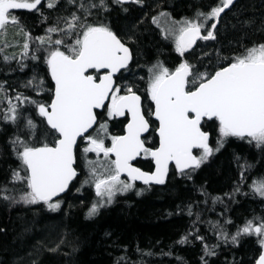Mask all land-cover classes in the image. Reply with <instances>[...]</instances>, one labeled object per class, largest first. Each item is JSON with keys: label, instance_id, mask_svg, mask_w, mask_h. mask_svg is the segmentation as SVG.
<instances>
[{"label": "snow or ice", "instance_id": "6c2138e0", "mask_svg": "<svg viewBox=\"0 0 264 264\" xmlns=\"http://www.w3.org/2000/svg\"><path fill=\"white\" fill-rule=\"evenodd\" d=\"M114 9L130 22L114 27ZM235 10L236 0H208L192 17L175 19L159 0L155 8L148 0H0V33L9 26L23 33L18 67L33 64L31 78L19 86L24 91L0 81V124L11 128L7 147L19 162L0 183V202L56 213L73 189L94 186L98 199L86 213L92 219L137 181L146 186L140 195L178 177L192 181L200 199L176 206V214L195 219L174 243L198 241L199 264H212L222 244L238 247L242 237L254 238L245 264H264V215L253 214L242 226L227 215L237 197L264 204V173L255 174V165L233 152L237 177L229 191L214 196L194 179L237 141L264 155V32L259 40L245 32L226 42L228 14ZM49 11L57 13L51 23ZM20 13L38 15L48 25L44 35L33 36ZM149 29L177 54L170 65L143 60ZM8 46L0 45V53ZM15 59V53L3 55L6 63ZM41 65L43 73L36 71ZM116 124L123 126L120 134L110 130ZM218 203L224 208L219 218L203 219ZM201 224L211 236L200 232ZM161 255L171 257V246ZM176 260L184 264L183 257ZM20 264L36 261L21 257ZM115 264L146 262L119 256Z\"/></svg>", "mask_w": 264, "mask_h": 264}, {"label": "trees", "instance_id": "16d2710c", "mask_svg": "<svg viewBox=\"0 0 264 264\" xmlns=\"http://www.w3.org/2000/svg\"><path fill=\"white\" fill-rule=\"evenodd\" d=\"M159 2L164 3L165 8L175 15L192 17L196 8L207 4L208 0ZM148 3L155 8L157 0H148ZM20 14L33 36L44 35V29L48 25L42 23L38 15ZM48 15V23H51L57 13L49 11ZM134 15L139 16L140 13L135 12ZM237 17L252 23L239 25ZM227 19L230 23L226 25V42L239 38L245 32L248 38L259 40L264 32V1L236 0V10L234 13L230 12ZM109 20L114 27H122L130 22L124 13H118L115 9ZM232 24L237 25L236 29L231 28ZM14 31L19 32L17 28L9 26L0 34V45H9L4 53H0V81L6 80L9 84L19 87L31 78L33 64L32 61H27L28 67L23 71L19 69L17 61L22 51L20 45L23 43V33L19 32L18 38L10 39L7 32L11 35ZM203 43L206 42L199 41L197 45ZM141 51L143 60L155 61L158 58L169 65L177 56L151 29L145 31L142 37ZM192 51H197V48ZM13 53L16 54V59L6 63L3 55ZM199 54L197 51V55ZM43 70V65L36 69L40 73H43ZM19 90L24 91L22 87H19ZM0 129V183H3L9 177L10 170L16 168L19 162L7 147L11 128L0 124ZM233 152L246 156L249 162L255 165V174L264 173V155L237 141L202 167L194 178L196 186L205 185L207 191L214 196L229 191L237 177L235 166L231 162ZM143 167L147 169L146 161ZM145 187L136 183L133 190L118 195L111 205L103 208L100 214L92 219L86 217L89 206L95 202L96 193L92 186L85 187L82 192L73 189L71 194L65 197L66 204L61 212L56 213L40 211L36 206H8L0 202V264H20L21 257L25 261L35 260L36 264H115L119 256H127L131 262L143 259L146 264H178L177 255L183 257L184 264H199L201 251L198 241L186 245L174 243L195 219L183 213L176 214L177 205L200 199L193 189V182L170 177L166 185H154L150 190L137 195V191ZM237 200L238 203L232 204L227 211L234 224L242 226L243 221L250 219L253 214L264 215V204L258 198L254 200L251 197H237ZM223 211V206L218 203L215 212L205 211L203 219L214 221ZM198 227L202 234L212 235L207 231L206 225L201 224ZM235 230V227L229 225L230 233ZM253 239L242 237L238 247L230 243L222 244L218 256L212 258V264H232L234 258L237 264H245L250 256ZM137 246L144 251L153 252L154 255L141 256L136 251ZM170 246L173 255H161V250L167 252ZM37 248L39 251H36ZM29 253L32 255L29 256Z\"/></svg>", "mask_w": 264, "mask_h": 264}, {"label": "flooded vegetation", "instance_id": "af4514ba", "mask_svg": "<svg viewBox=\"0 0 264 264\" xmlns=\"http://www.w3.org/2000/svg\"><path fill=\"white\" fill-rule=\"evenodd\" d=\"M262 1H264V0H262ZM149 2H151V1H149ZM165 10L166 11H169V12H171V14H172V16H173V18H175V19H181V18H183V17H187V16H185V15H175L170 9H168V8H165ZM153 28H154V26H153ZM169 50H170V47H169ZM113 123H115V122H113ZM116 125H118V127H113L112 125H110V130L112 131V133L113 134H120L121 133V131H122V125H119V124H116Z\"/></svg>", "mask_w": 264, "mask_h": 264}, {"label": "rangeland", "instance_id": "374dc122", "mask_svg": "<svg viewBox=\"0 0 264 264\" xmlns=\"http://www.w3.org/2000/svg\"><path fill=\"white\" fill-rule=\"evenodd\" d=\"M2 34V33H0ZM9 35L10 39H14L15 37L18 38L19 32L18 31H14V33H12L11 35L7 32V36ZM94 158V157H91ZM93 190H95L94 186H92ZM98 199L97 196H95L94 201H96Z\"/></svg>", "mask_w": 264, "mask_h": 264}, {"label": "water", "instance_id": "95a60500", "mask_svg": "<svg viewBox=\"0 0 264 264\" xmlns=\"http://www.w3.org/2000/svg\"><path fill=\"white\" fill-rule=\"evenodd\" d=\"M195 47V46H194ZM122 177H124V176H122ZM126 178V177H125ZM137 183H139V184H142V182H140V181H137Z\"/></svg>", "mask_w": 264, "mask_h": 264}]
</instances>
